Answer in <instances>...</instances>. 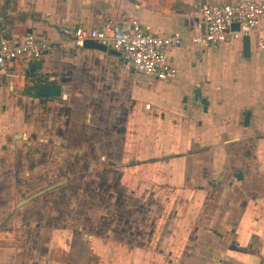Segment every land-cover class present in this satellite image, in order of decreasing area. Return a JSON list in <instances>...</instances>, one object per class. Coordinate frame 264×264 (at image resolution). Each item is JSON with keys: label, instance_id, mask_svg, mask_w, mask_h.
Listing matches in <instances>:
<instances>
[{"label": "crops", "instance_id": "obj_1", "mask_svg": "<svg viewBox=\"0 0 264 264\" xmlns=\"http://www.w3.org/2000/svg\"><path fill=\"white\" fill-rule=\"evenodd\" d=\"M232 1L0 0L7 39L52 46L0 76V264H264V16L247 57L191 42ZM133 20L184 34L173 78L73 42Z\"/></svg>", "mask_w": 264, "mask_h": 264}, {"label": "built area", "instance_id": "obj_2", "mask_svg": "<svg viewBox=\"0 0 264 264\" xmlns=\"http://www.w3.org/2000/svg\"><path fill=\"white\" fill-rule=\"evenodd\" d=\"M194 10L204 23V33L193 36L191 42L208 48L229 45L258 31L264 16V0H233L227 4H196ZM93 41L115 51L133 71L145 78L167 81L175 69L167 61V51L185 42L182 32L153 35L137 20L124 28L112 21L95 27H78L73 31V42L83 46ZM258 46L264 49V32H260ZM52 51V46L28 34L21 43L10 41L0 30V76L8 66L19 60L27 63L41 59ZM149 108V105L146 106Z\"/></svg>", "mask_w": 264, "mask_h": 264}, {"label": "water", "instance_id": "obj_3", "mask_svg": "<svg viewBox=\"0 0 264 264\" xmlns=\"http://www.w3.org/2000/svg\"><path fill=\"white\" fill-rule=\"evenodd\" d=\"M242 45H243V54L245 57L249 56V38L248 36H245L242 39ZM83 46L85 48L89 49H96L102 52H106L107 49L105 46H102L100 44H97L93 41H85ZM111 54L115 56H120L118 52L115 51H109ZM38 95L45 96V97H58L60 95V87L59 86H52V85H40L37 88ZM29 200V199H28ZM26 200V201H28ZM25 203V202H23Z\"/></svg>", "mask_w": 264, "mask_h": 264}, {"label": "rangeland", "instance_id": "obj_4", "mask_svg": "<svg viewBox=\"0 0 264 264\" xmlns=\"http://www.w3.org/2000/svg\"><path fill=\"white\" fill-rule=\"evenodd\" d=\"M226 46H228V45H226ZM145 101H150V102H152L151 98H147ZM112 187H113V186H111V188H112ZM103 200H106V197H104V198L101 197L97 203H98L99 205H101V203L103 202Z\"/></svg>", "mask_w": 264, "mask_h": 264}]
</instances>
